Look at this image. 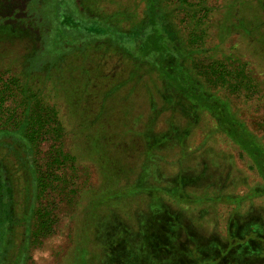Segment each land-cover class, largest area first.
Returning a JSON list of instances; mask_svg holds the SVG:
<instances>
[{
    "label": "rangeland",
    "instance_id": "374dc122",
    "mask_svg": "<svg viewBox=\"0 0 264 264\" xmlns=\"http://www.w3.org/2000/svg\"><path fill=\"white\" fill-rule=\"evenodd\" d=\"M150 4L0 0L9 211L0 264H156L153 188L164 210L204 237L157 264H202L207 251L192 253L212 252L216 236L226 246L237 219L246 229L233 264H264V177L218 118L188 114L180 100L170 106L155 66L112 37L67 43L58 32V19L72 32L78 18L135 35L146 30ZM157 9L198 81L264 146V0H157ZM180 173L190 182L172 193L168 179Z\"/></svg>",
    "mask_w": 264,
    "mask_h": 264
},
{
    "label": "trees",
    "instance_id": "16d2710c",
    "mask_svg": "<svg viewBox=\"0 0 264 264\" xmlns=\"http://www.w3.org/2000/svg\"><path fill=\"white\" fill-rule=\"evenodd\" d=\"M58 4L59 3L57 2V5ZM56 15L61 18V13L58 10H56ZM57 21L59 27L58 32L62 33L61 36L66 42H78L82 37L91 39V37H99L100 35L103 37L110 36L118 45L135 53L140 61H146L155 66L159 76L163 80L165 88H167L169 94L167 100L171 104L170 106H176L175 103L180 100L185 104V107L188 108V111L186 112L188 114H191L190 110L194 112L200 110L210 111L218 118L223 130L230 134L233 140L239 144L246 153H248L258 168L259 173L264 177V146L258 141L252 132L240 124L237 118L233 115L227 101L210 93L204 84L198 81L197 77L185 63L187 55L181 39L174 29L167 27L163 19L160 17L157 9V0H151L145 26L146 30L135 35L120 33L104 25H97V23L92 20H80L78 18L75 20L77 26H75V29L71 32L68 28H64L65 24L61 22L60 19ZM2 94H5V92L0 91V112L4 113L6 112L4 109L6 97H3ZM36 124L40 125V123ZM0 130L5 131L7 128H2ZM52 131H54V128H52ZM4 172V170H0V255L1 249L6 244L9 234V221L7 216L9 211L7 210V202L5 199L7 196L5 175L7 173ZM189 182L190 181L186 180L185 186H187ZM260 194H264V191L260 192ZM228 197L229 199H236L234 196ZM228 200L227 202L229 203L230 201ZM241 201L242 200H240V202ZM236 223H238V221ZM236 223L234 228H237ZM115 224L119 225L118 222ZM256 229L257 230L254 229L253 232H260V228ZM235 230L232 231L231 237L228 239L230 246L226 252L216 256L215 248L219 246V244L215 242V245L217 246L213 247L214 250L212 252H208L209 249L204 248L203 250L196 251L192 254L199 255L203 254L204 251H207L208 256L206 259L202 257L199 258L202 264H211L212 261H214V264H233V259H235L236 254L240 253L242 250L241 248L236 252V247L238 248V245L236 244L240 242L239 239L244 236V231L238 235L236 233L238 230ZM254 237L255 236H253V239ZM248 238L249 240H252L251 236H248ZM193 242L197 245L195 239H193ZM231 248L234 252L227 255V253L232 250ZM224 259H226L225 262Z\"/></svg>",
    "mask_w": 264,
    "mask_h": 264
},
{
    "label": "flooded vegetation",
    "instance_id": "af4514ba",
    "mask_svg": "<svg viewBox=\"0 0 264 264\" xmlns=\"http://www.w3.org/2000/svg\"><path fill=\"white\" fill-rule=\"evenodd\" d=\"M151 171H152V169H151ZM179 176H180V179H178ZM182 176H183V174L180 173L174 179L173 178L168 179L170 181L171 185H173V182H174L173 186L176 185V187L173 188L174 190H172V193H177V194L180 193L181 194V192L186 189V188L184 189L182 187H186L185 182L187 179L185 177H182ZM182 180H183L184 184L182 183ZM152 191H155V193L157 194V196H156L157 200H155V203L160 204L159 205L160 208L155 207L154 212L152 211V214H151V233H150V235H151V249H153L151 251V263L154 262L157 264L160 262L161 257H163V254L165 255L166 252L163 253V252H156V251L162 247H165V248L169 247L168 244L170 242L174 241L175 238H176V242H177V244L175 246L177 248L181 249V251L183 250L182 249L183 245L181 244L180 241H178V236L183 234L184 231H186L189 236L195 235V237L199 240V243H200V239H202V237L199 236V234L196 232V230H194L188 224V220H186V218H182L183 223L181 224L178 221L177 215H175L174 213H172L170 211L163 209L165 207L164 201H162L160 196L158 195V194H160V191H161L160 189L155 190V188H153V189H151V192ZM158 196H159V198H158ZM158 202H160V203H158ZM234 219H236V218H234ZM249 220H251L250 222H256V223L259 222L261 224V222L259 220H253V219H249ZM237 221H238L237 228H234V225ZM244 222H247V220ZM235 223L233 224V226L230 223V226L228 227L229 228L228 231L230 232V229H231V233H232L233 230L237 229L238 231L236 233L238 235H240L246 229V228H244L245 223H243V222L241 223V221H239V220H235ZM255 230H257V229H255ZM219 241H220V239L216 236L215 242L219 244V246H217L215 248L216 256L220 255L221 253L226 252L228 250V247L230 246L229 243H227L225 246V243H222L221 241L219 243ZM147 242H149V241H147ZM114 244H116V243H114ZM200 245H201V243H200ZM156 246H157V249H154V248H156ZM141 251H143V248L141 249ZM171 252L173 255H176V253H177V252H173V251H171ZM233 252H234V250L232 249V250H230V252L227 253V255L229 253H233ZM181 253H187V252L182 251ZM225 260L226 259H224V262H225ZM147 263H150V261H146L145 259H143V264H147ZM160 264H162V263H160Z\"/></svg>",
    "mask_w": 264,
    "mask_h": 264
},
{
    "label": "crops",
    "instance_id": "0c3cea01",
    "mask_svg": "<svg viewBox=\"0 0 264 264\" xmlns=\"http://www.w3.org/2000/svg\"><path fill=\"white\" fill-rule=\"evenodd\" d=\"M186 218V217H185ZM186 220H188L187 218H186ZM195 229V228H194ZM196 230V229H195ZM199 234V233H198ZM199 236H201L202 237V239H204V237L201 235V234H199ZM193 239H195L196 240V242H197V244L199 243V240L195 237V235L193 236V235H191V236H189L188 234H187V232L186 231H184L183 232V234H181V235H179L178 236V241H180L181 242V244L183 245V252L185 251V252H192V249H191V246H193V245H195L196 246V244L193 242ZM201 240V239H200ZM207 241V240H206ZM165 244V243H164ZM177 244V242H176V238L174 239V241H172V242H170L168 245H169V247H167V248H165V247H162V248H159L156 252H163V253H165L166 252V254L164 255L163 254V258H165L168 254H172V252L171 251H173V252H179V253H181L182 251H181V249H179V248H177L175 245ZM200 244V243H199ZM202 246V245H201ZM154 248V247H153ZM154 249H157V246H156V248H154ZM153 249H151V251H152ZM160 258V257H159ZM160 261H162V258L160 259ZM163 264V263H162ZM165 264H169L168 263V259L166 260V263Z\"/></svg>",
    "mask_w": 264,
    "mask_h": 264
}]
</instances>
